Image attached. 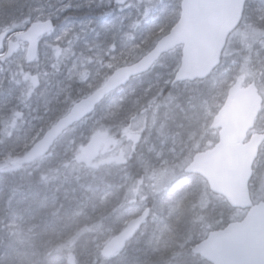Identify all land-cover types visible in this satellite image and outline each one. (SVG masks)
I'll return each mask as SVG.
<instances>
[{
	"label": "trees",
	"instance_id": "1",
	"mask_svg": "<svg viewBox=\"0 0 264 264\" xmlns=\"http://www.w3.org/2000/svg\"><path fill=\"white\" fill-rule=\"evenodd\" d=\"M132 3L134 0L119 7L115 0H0V34L20 31L41 21L44 14L54 22L48 63L43 67L37 62L24 64L26 84H33L34 77L39 80L37 89L33 84L35 94L49 83L57 85L63 81V90L56 91V96L48 101L50 108L69 91L75 94L80 86V80L71 73L73 60L97 58L87 67L91 76L113 54V49L131 52L156 34L165 36L180 17L181 0H142L137 6H131ZM65 5L68 6L60 15L54 14ZM149 8L153 10L149 20L141 22L140 17L136 21V12L143 13ZM137 22L141 24L135 28ZM260 40L264 45V0H249L239 29L229 38L221 64L208 81L198 87L173 86L170 73L175 61L169 59L136 82L138 88L153 86L161 114L174 108L167 122L170 137L183 135L196 121L210 118L212 122L235 81L246 83L251 80L249 73H264V66L258 65L264 59V49L258 45ZM23 98V93L15 91L7 76H3L0 82V264H72L71 260L73 264H99L102 247L145 209H150L151 215L125 248L124 263L109 264H208L193 253L194 247L209 233L241 219V211L232 210L224 199L209 191L203 179L194 175H180L184 180L175 183L163 196L139 200L133 193V202L129 203V199H124L129 178L142 173L136 164L128 169L127 176L118 173L115 177L117 173L109 171L79 180L41 179L39 171L13 167L14 146L7 143L6 134L14 130L9 120L19 112ZM177 103L179 107H175ZM102 110V107L98 109L97 114ZM205 110H210L208 115ZM20 117L17 114L15 118ZM255 130L262 132L264 126L256 124ZM69 158L67 146H61L43 167L58 168ZM98 198L107 201L108 207L99 206Z\"/></svg>",
	"mask_w": 264,
	"mask_h": 264
},
{
	"label": "clouds",
	"instance_id": "2",
	"mask_svg": "<svg viewBox=\"0 0 264 264\" xmlns=\"http://www.w3.org/2000/svg\"><path fill=\"white\" fill-rule=\"evenodd\" d=\"M162 40L163 36L156 34L155 38L137 45L131 52L113 49V54L100 64L93 75L80 81L75 94L69 91L58 98L38 118V123L25 127L22 121L16 125L7 143L14 146L12 155L21 168L39 171L41 179L79 180L109 171L127 176L128 169L136 164L142 168V173L129 178L130 186L124 199L130 198L129 193H135L139 200L163 196L169 189L173 172L178 175L187 173L182 154L186 150L191 151L197 139L203 143L206 139L214 138L215 132L208 118L194 122L183 135L177 133L175 137H170L167 122L174 108H168L161 114L158 111V93L153 91V86L138 88L136 82L171 59L175 61V68L170 73L173 85L198 87L213 76L217 65L208 67L204 75L195 80L181 77L179 70L183 67L184 58L180 46L166 48ZM227 40L228 36L225 35L221 43ZM146 61H150L147 67H141ZM133 68L138 70H129ZM101 107L103 110L97 114ZM175 107H179V103ZM256 124L264 126V112L257 113ZM153 137L162 146L172 139L180 149V153H173L167 167H157L152 163L154 148L145 151V146ZM65 145L71 158L58 168H44L49 158ZM156 155L161 153L157 152ZM248 179L250 182L264 181V148H258L249 161ZM98 201L99 206L108 207V202L103 198H98ZM201 212H206V209H201ZM124 250V245L112 251L100 250L99 264L119 261Z\"/></svg>",
	"mask_w": 264,
	"mask_h": 264
},
{
	"label": "water",
	"instance_id": "3",
	"mask_svg": "<svg viewBox=\"0 0 264 264\" xmlns=\"http://www.w3.org/2000/svg\"><path fill=\"white\" fill-rule=\"evenodd\" d=\"M130 0H116L120 7ZM249 0H182L180 18L161 43L166 48L179 45L184 58L180 76L195 80L205 70L221 64L230 36L240 27ZM54 30L51 20L36 22L21 31L0 34V59L5 64L26 45V64L36 63L40 41ZM227 35L226 43H221ZM13 37V41H8ZM146 61L141 67H147ZM216 68V69H217ZM132 71L137 68L129 69ZM37 89L39 81L33 79ZM173 84V83H172ZM263 109V98L255 83L236 81L213 118L211 128L218 132L217 144L196 154L187 166L186 175L201 177L212 194L222 197L234 210L246 211L245 217L211 232L196 245L193 253L209 264H264V201L254 204L250 194L248 163L264 145V133L252 134L257 113ZM13 167H21L16 160ZM141 217H144L141 219ZM150 209L131 220L125 229L103 248L112 251L127 244L143 228ZM73 264V260H71Z\"/></svg>",
	"mask_w": 264,
	"mask_h": 264
},
{
	"label": "rangeland",
	"instance_id": "4",
	"mask_svg": "<svg viewBox=\"0 0 264 264\" xmlns=\"http://www.w3.org/2000/svg\"><path fill=\"white\" fill-rule=\"evenodd\" d=\"M141 2L142 0L141 1L134 0V3H132L131 6H134V5L137 6ZM82 3L83 2H77V4H82ZM67 6L68 5L60 7L54 12V14L60 15L62 11L65 8H67ZM152 12H153L152 8L147 9L143 13H140V11H137L136 21H138L140 17L142 18L141 22L148 21L150 16L152 15ZM120 13L121 12L119 11L117 15H120ZM44 20L46 21V20H51V19L48 15L44 14L41 18V21H38V22H43ZM140 24H141L140 22H137L135 24V28L139 27ZM54 33L55 32H53L50 36L45 38V40H42L40 42L41 53L36 63L39 67H43L48 63L50 50L53 47L52 46L53 42L51 39ZM258 45L259 46L261 45V48L264 49V45L261 44V40L259 41ZM234 46L235 45L233 44V47ZM261 53L262 52L257 53L256 56L257 57L260 56ZM96 59L97 58H91L87 61L86 60L81 61L79 59L73 60L72 69H71L73 78L80 80V81L87 79L90 76L87 70V67L91 65L92 63H94ZM25 60H26V47H23L22 50L17 55H15L12 59L7 61L5 64L0 63V82L2 81L3 76H7V79L9 80L10 85L14 88V90L20 92L21 94L23 93L25 97L23 98V100H21L20 102L21 106L19 105V112L17 113V114H20L21 117L19 119L18 118L16 119L15 117L17 116V114H15L14 119L12 118L11 120H9V124L14 125L13 128H15V126L20 124L22 121L25 122V127H28V125L30 124L38 123V118L44 115L45 112L48 110V101L52 100L56 96V93H55L56 91L63 90V81H59L60 83H57V85H53L50 83L47 84L38 93L35 94L34 89H33V84L27 85L24 79ZM258 65L264 66V59H260V61H258ZM249 75H250L249 77L251 78V80H249L245 84L249 85L251 83H254V78H255L257 80L256 84L262 86L259 88L260 90H262V95L264 98V85H262V82L264 81V73L260 71H256L253 73V75H251V73H249ZM26 97L28 98L27 100H26ZM207 111L208 110H205V113L208 115L210 110L208 111V113ZM10 133L11 132H7L6 134L7 137L9 136ZM216 135L217 134L215 133L214 138L216 137ZM214 138L206 139L203 143H201L200 140L195 141L191 151L186 150L185 153L182 154L184 156L183 163L187 166L189 163V159L191 158L190 156H192L193 153L196 154V153L205 151L207 149H210L216 143L214 142ZM200 146H202V148H199ZM10 147H13V146L10 145ZM145 147H146L145 148L146 152L148 148L155 149V151L151 155H152V163L156 164V166L160 165L163 167H167L170 161L173 159V153H180V149L177 147L176 143H173L172 139H168L165 142V144L162 146L160 141H157L155 137H153ZM162 148H163V151L161 152ZM157 152H160L161 155L157 156L156 155ZM117 175L118 173L115 174V177ZM180 178H182L180 175L173 172L172 181L170 183L169 188L172 189L175 183H179L180 180H182ZM132 194L133 193H129V197H130L129 203L133 202ZM251 195H252V201L255 204L258 202L264 201V181H261V180L252 181ZM219 198L222 199L221 197ZM229 213H232V212L229 211ZM244 214L245 213L242 212L241 219L244 217ZM204 220L207 221L208 219L205 217ZM123 257L124 256H121V258L119 259L120 263H124Z\"/></svg>",
	"mask_w": 264,
	"mask_h": 264
}]
</instances>
